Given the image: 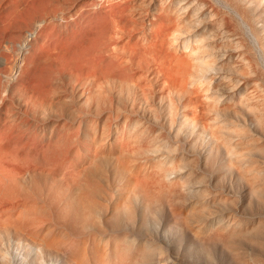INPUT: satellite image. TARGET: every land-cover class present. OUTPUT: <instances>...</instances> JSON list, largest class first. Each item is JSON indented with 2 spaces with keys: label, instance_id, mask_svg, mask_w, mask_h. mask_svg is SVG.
<instances>
[{
  "label": "rangeland",
  "instance_id": "374dc122",
  "mask_svg": "<svg viewBox=\"0 0 264 264\" xmlns=\"http://www.w3.org/2000/svg\"><path fill=\"white\" fill-rule=\"evenodd\" d=\"M238 1L258 76L226 70L207 107L226 143L151 116L38 119L0 161V264H264V0Z\"/></svg>",
  "mask_w": 264,
  "mask_h": 264
},
{
  "label": "bare ground",
  "instance_id": "6f19581e",
  "mask_svg": "<svg viewBox=\"0 0 264 264\" xmlns=\"http://www.w3.org/2000/svg\"><path fill=\"white\" fill-rule=\"evenodd\" d=\"M248 13L238 0H0V161L38 119L151 116L226 143L205 116L231 89L226 70L258 76ZM248 84L242 101L259 118Z\"/></svg>",
  "mask_w": 264,
  "mask_h": 264
}]
</instances>
